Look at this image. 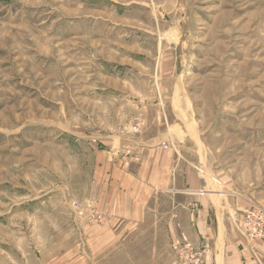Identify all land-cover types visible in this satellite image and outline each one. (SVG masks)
<instances>
[{"label":"rangeland","instance_id":"rangeland-1","mask_svg":"<svg viewBox=\"0 0 264 264\" xmlns=\"http://www.w3.org/2000/svg\"><path fill=\"white\" fill-rule=\"evenodd\" d=\"M161 132L197 142L254 247L264 0H0V264L79 262L107 142Z\"/></svg>","mask_w":264,"mask_h":264},{"label":"crops","instance_id":"crops-1","mask_svg":"<svg viewBox=\"0 0 264 264\" xmlns=\"http://www.w3.org/2000/svg\"><path fill=\"white\" fill-rule=\"evenodd\" d=\"M107 143L92 196L103 219L83 235L87 250L76 264H176L178 241L201 250L203 264H264V242L252 247L239 234L196 141L161 132Z\"/></svg>","mask_w":264,"mask_h":264},{"label":"built area","instance_id":"built-area-1","mask_svg":"<svg viewBox=\"0 0 264 264\" xmlns=\"http://www.w3.org/2000/svg\"><path fill=\"white\" fill-rule=\"evenodd\" d=\"M136 126L132 127V132H137ZM126 151L125 154H127ZM241 230L247 240L252 243L257 241L264 242V210L257 207H253L245 210L241 216ZM177 247L178 257L180 264H203V252L192 248L189 244H180L178 242Z\"/></svg>","mask_w":264,"mask_h":264}]
</instances>
